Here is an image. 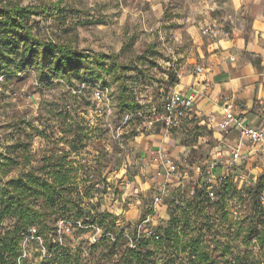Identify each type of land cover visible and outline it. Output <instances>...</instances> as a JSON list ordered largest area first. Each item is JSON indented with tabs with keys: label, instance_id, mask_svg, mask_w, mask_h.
Masks as SVG:
<instances>
[{
	"label": "trees",
	"instance_id": "16d2710c",
	"mask_svg": "<svg viewBox=\"0 0 264 264\" xmlns=\"http://www.w3.org/2000/svg\"><path fill=\"white\" fill-rule=\"evenodd\" d=\"M62 2L25 4L18 0H0V76L10 77L35 69L41 81L55 78L73 83V75H79L81 71L101 78L103 70L118 82L120 109L130 108L134 102L127 79L129 71L134 69L132 62L120 61L118 54L113 52L78 46L71 36H66L68 27L61 25V31L51 36L43 31L36 19L41 14L49 15L61 24L70 14H76L77 22H85L81 9ZM91 22L104 20L93 18ZM152 52L156 54V51ZM148 53L150 48L138 58L149 59ZM150 62L157 65L154 57ZM74 96L75 104L67 107L54 103L49 109L58 122L61 135H46L47 129L40 127V122L25 118L17 122L13 143L5 149L0 145V264H26V256L21 257L22 244L30 225L39 224L40 233L43 228L49 231L50 225L61 218L88 219L84 198L91 196L98 182L107 179L101 157L95 160V165L78 163L71 158L74 150L91 142L94 136V127L88 120L89 110L80 107L77 94ZM35 132L53 140L55 146L51 151L38 155L32 150ZM66 144L71 146L70 149ZM90 168H95L99 174L95 180L86 178ZM235 192L240 193L241 199L251 201L250 213L244 222L231 215L229 199ZM246 192L229 178L217 185L215 201L200 189L187 207L172 215L166 227L158 228L163 233L160 240L144 238L139 247L131 248L122 238L123 250L118 251L117 243H108L103 254L119 253L117 264H133L135 258L136 264H264L262 257L233 251L234 240L241 236L244 240L255 238L264 246V175ZM9 217L14 219L10 226L5 223ZM88 220L96 221L95 217ZM102 220L105 222L106 218ZM106 241L109 242L107 238L102 239L103 243ZM46 242L51 255L38 264H80L79 256L69 250L56 254L55 244ZM151 242H155L154 246ZM185 256L187 258H183Z\"/></svg>",
	"mask_w": 264,
	"mask_h": 264
},
{
	"label": "crops",
	"instance_id": "0c3cea01",
	"mask_svg": "<svg viewBox=\"0 0 264 264\" xmlns=\"http://www.w3.org/2000/svg\"><path fill=\"white\" fill-rule=\"evenodd\" d=\"M169 1L178 5L171 9L176 28L169 33V44L176 50L171 54L166 48L169 59L164 61L163 80L169 84L161 90L193 91L196 99L179 126L168 128L157 122L125 128V157L115 163L114 181L102 190L107 196L104 208L114 214L118 225L131 229L148 215L153 204L149 199L154 200L163 183L166 193L151 217L158 228L178 214L175 198L184 199L180 212L188 206L193 186L196 192L217 190L229 178L246 192L264 175V140L252 141L238 125L228 130L219 125L225 113L224 96L229 95L234 113L264 131V0ZM237 147L243 157L231 166ZM161 152L178 162L177 172L169 174L160 164ZM130 163L135 164L134 175Z\"/></svg>",
	"mask_w": 264,
	"mask_h": 264
},
{
	"label": "rangeland",
	"instance_id": "374dc122",
	"mask_svg": "<svg viewBox=\"0 0 264 264\" xmlns=\"http://www.w3.org/2000/svg\"><path fill=\"white\" fill-rule=\"evenodd\" d=\"M18 1L25 4H40L57 0ZM62 3L81 9L83 11L81 16L85 22H77L76 14H70L63 24L49 15L41 14L36 19L40 21L43 31L51 36L59 33L62 26L68 27L69 31L66 36H71L78 46L96 51L113 52L118 54L120 61L132 62L134 69L129 71L130 76L127 82L131 88L134 105L129 109H120L118 82L109 72L103 70V77L101 78L94 77L90 72L81 71L79 75H73V83L55 78H47L41 81L35 69L23 73L19 72L10 77L0 76V145L5 149L13 143L17 135V122L19 119L25 118L40 122V127L47 129L46 135L49 133L54 136L61 135L58 122L49 111L51 106L55 103V105L69 107V104H72L76 99L74 94H77L80 107L92 109L94 108L93 87L99 83L108 88L107 102L104 104L107 107V114L101 116L102 120H99L100 116H91L95 118L94 130L92 131L93 140L81 145L77 152L72 153L71 158L78 163L95 165V160L101 157L104 166H106L104 174L113 176L116 168L113 166L125 157L124 150H127L125 128L139 121L140 118L137 116H149L151 109L160 103L157 93L162 87L169 84L168 81L163 80L164 61L169 59L166 48L171 43L170 29L176 28L174 26L175 21L171 20V13L173 9L177 10L178 5L171 4L169 0H63ZM93 18L102 19L104 22H91ZM147 48H150V53L146 55L149 59L138 58ZM152 51H156V54H153ZM152 57L158 61L157 65L150 62ZM138 72L144 75L145 81H139ZM91 111L96 114L94 109ZM128 112L131 116H133L131 113H134V120H126ZM39 117L41 120H37ZM125 121L129 125L125 126L124 129H117ZM30 127L28 126L29 129ZM22 134L25 135V133ZM46 135L40 133L33 135L31 147L38 155L51 151V147L55 146L53 140L49 141ZM65 146L68 149L71 147L69 144ZM128 165L130 166L129 171L134 175L135 164L130 163ZM91 170L95 171V169ZM98 175L91 177V179L95 180ZM112 180L114 181V179ZM256 181H253L254 185ZM81 184L84 185V182L82 181ZM96 187L92 190L90 197L84 198L83 205L87 207L88 217L90 219L95 217V223L102 225L105 230L120 231L126 228L118 225L114 214L104 208L103 205L107 203L105 200L107 196L103 195V188ZM82 188L84 189V187ZM240 190L243 191L242 188ZM239 194V192L233 193L229 199V208L233 219L244 222L246 215L250 213L251 201L250 199H241ZM245 196L247 197V195ZM149 200L153 203L152 197ZM147 209V211H151V206L149 205ZM104 218H106L105 222L102 220ZM101 220L102 222H100ZM5 223L9 226L13 225L14 219L9 217ZM60 223L61 221L58 220L55 224L50 225L49 231L43 228V232H40L45 239V245L46 240L55 244V229ZM150 223L153 224L152 221ZM35 225L40 229L39 224ZM154 225L157 227L156 224ZM163 228L160 227L159 229ZM129 230L133 232V229L130 228ZM94 232L95 228L89 227L88 229H73V231L64 233V244L55 253H65L69 250L74 256H79L80 264H117L119 253L113 256L103 254L106 245L112 243L109 240V242L104 243L102 240L93 242L92 235ZM154 244L155 242H151L152 246ZM22 245L23 254H27L26 264H38L45 259L46 250L41 240L31 239L27 243L23 241ZM123 247L121 244L118 246L119 250L121 248L123 250ZM233 251L234 253H248L262 257L264 260V246L260 245L255 238L244 240L241 236L234 240ZM183 258H187V256ZM135 261L136 258L133 260V264H136ZM161 263H164L162 258Z\"/></svg>",
	"mask_w": 264,
	"mask_h": 264
},
{
	"label": "built area",
	"instance_id": "2783aa9c",
	"mask_svg": "<svg viewBox=\"0 0 264 264\" xmlns=\"http://www.w3.org/2000/svg\"><path fill=\"white\" fill-rule=\"evenodd\" d=\"M208 30L209 28L204 29V31H208ZM227 34H229V32H227ZM167 49L171 54H174L175 48L173 45L171 44L168 45ZM197 69L201 71L203 68L202 66H198ZM137 78L141 82L146 80L144 78V75L140 72L137 73ZM150 86L154 87L153 85H150ZM107 91H108V88L99 83H97L93 87L94 108L92 109L95 110L96 114L92 113L91 111L92 109H88L89 110L88 120H89L90 126H93V124L95 123L94 122L95 118L91 116L95 115V116H100L101 118V116H106L107 114V107L104 105L107 102L106 101ZM157 97L160 100L159 105L154 106L151 109L150 115L147 117L145 116L143 117V115L142 116L136 115L137 118H140L139 121H137L136 123L154 125L157 122H162L168 128L179 126L183 121V115L193 107V104L196 99V93L193 91L184 92L182 90H179L177 87H175V88H170L167 90H160L157 93ZM224 101H225V113H224L223 119L219 123L221 129L228 130L232 125H238L240 128L241 134L248 137L252 141L258 142V141L264 140V131L262 129L253 127L251 125L244 123L243 117L234 113L233 104L231 102V98L229 95L224 96ZM131 114L133 116H131L129 112L126 114L127 121L134 118V113H131ZM127 121H125L124 124L119 125L117 129L121 130V129H124L125 126H128L129 124H126L128 123ZM73 152H77V151L74 150ZM218 154L221 156L220 153ZM242 157L243 156L240 151V148L238 147L234 148L232 151L231 158L229 160V164L231 166H234L237 159L242 158ZM159 159H160V164L166 168L169 174L177 172L179 168V164L175 159H173V157H171L170 155L164 152H161ZM216 163L217 161H215L214 164ZM138 164L139 163L137 162L136 165ZM214 164L211 165L208 172H212L211 169L213 168ZM91 169H95V168H90V170L88 171L87 175L89 178L98 175L97 170L92 171ZM112 179L113 177L108 175L106 181H100L97 183V188L99 187L104 188V186L107 183H110ZM206 192H207V196L211 200L215 201L217 199V190L214 187L207 189ZM165 193H166V184L163 183L159 186V192L154 196L151 211L133 229V232H131L129 230L130 228H127V227L124 229H121L120 231L112 230V229L105 230L103 226L100 225L99 223L89 221L88 219L90 217H88V219L86 220L84 218H79V219L61 218L59 219L61 223L55 229V233H56L55 251L58 250V248H60L64 244V237H63L64 233H67V232L73 231V229L75 230L79 228L80 229H88L89 227L95 228V232L92 235L93 242H97L104 238H107L111 243H117V248L122 238H125L127 240L126 244L131 248L139 247L140 241L144 238L148 240H160L163 235L162 231L157 229V227H155V225L151 224L150 222L152 221L151 219L152 215L157 211V204L163 200L164 198L163 195ZM195 194H196V188L193 186L189 190V195L194 196ZM262 201L264 202V195H262ZM183 204H184V199L182 197H177L174 199V206H175V209H177V212L178 211L180 212V208L182 207ZM31 239L41 240L42 245L45 247V250H46L45 256L49 257L51 255L50 250L44 243L45 239L39 233V228L35 224L29 226L28 231L23 241L27 243ZM25 256H27V254L21 255V257H25Z\"/></svg>",
	"mask_w": 264,
	"mask_h": 264
}]
</instances>
